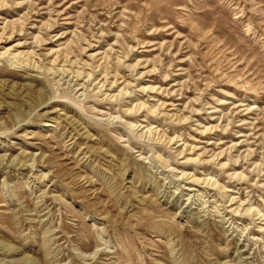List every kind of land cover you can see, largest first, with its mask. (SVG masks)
Wrapping results in <instances>:
<instances>
[{"label": "rangeland", "instance_id": "rangeland-1", "mask_svg": "<svg viewBox=\"0 0 264 264\" xmlns=\"http://www.w3.org/2000/svg\"><path fill=\"white\" fill-rule=\"evenodd\" d=\"M0 264H264V0H0Z\"/></svg>", "mask_w": 264, "mask_h": 264}, {"label": "bare ground", "instance_id": "bare-ground-1", "mask_svg": "<svg viewBox=\"0 0 264 264\" xmlns=\"http://www.w3.org/2000/svg\"><path fill=\"white\" fill-rule=\"evenodd\" d=\"M4 33H5V31H4ZM2 34V33H1ZM12 35V34H11ZM9 36H10V34H9ZM8 37V36H7ZM7 39V38H6ZM90 47V46H89ZM87 48V47H86Z\"/></svg>", "mask_w": 264, "mask_h": 264}]
</instances>
